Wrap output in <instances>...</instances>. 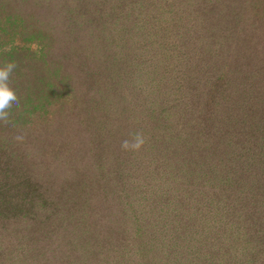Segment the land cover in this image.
Wrapping results in <instances>:
<instances>
[{
    "label": "trees",
    "instance_id": "trees-1",
    "mask_svg": "<svg viewBox=\"0 0 264 264\" xmlns=\"http://www.w3.org/2000/svg\"><path fill=\"white\" fill-rule=\"evenodd\" d=\"M92 1L96 0H0V67L13 66L9 87L18 102L6 121H0V264H133L121 251H115L113 258L108 255L113 241L123 251L143 252L139 264H254L258 259V264H264V180L260 179L259 188L253 183L241 186L226 172L197 182L196 171L176 168L175 163L180 155L185 160L191 148L206 149L201 145L209 144V133L214 132L219 134L220 146L229 150L228 157L243 163L257 158L264 164V96L253 81L246 85L230 80L242 75L238 63L254 68L251 72L247 67L249 80L264 77V62L255 59L258 53L250 52L253 41L255 45L264 40V0H239L237 10L231 5L236 0H201L206 11L200 12L183 8L198 1L168 0L167 9L159 7L161 0H114L125 8V34L134 22L142 35L145 26H152L150 11L158 9V17L151 20L156 27L142 36L154 39L148 54L151 62L143 67L148 81L135 91L122 80L105 86L100 78L113 73L103 71L99 61L76 69L81 72L79 78L55 80L65 72L60 64L50 66L51 21H57L61 37L75 34L80 39L82 54L102 51L104 55L106 51L96 32L104 36L112 26L96 17L102 11L87 10ZM192 11L209 14L201 20L180 13ZM83 32L91 40L82 41ZM159 43H175V47L156 48ZM79 55L73 58L78 61ZM244 60L247 66L241 64ZM158 65H184L186 71L195 67L196 90L188 89V83L179 90L189 99L179 100L180 122L164 113L157 115L162 109L169 111L180 94L162 80L171 83L174 77H164L163 71V76L157 74ZM94 76L97 80H89ZM84 80L96 86L98 93L101 84L114 90L107 88L82 105L77 96ZM122 89L135 94L123 96ZM186 114L188 120L181 121ZM199 116L202 124L193 123ZM214 120L219 121L211 130L203 125ZM137 133L144 142L123 164L128 178L123 182L125 189L113 192L116 200L123 197L124 201L123 218L117 216L119 228L112 230V225L96 234L94 228L82 224L89 220L94 175L97 179L100 174L92 167L105 162L108 173L106 163L121 160L125 156L122 143L133 142ZM65 168H69L66 175L57 177ZM130 194L134 200L128 205L125 200ZM162 201L170 206L157 209L165 205ZM201 201L202 208L198 207ZM66 222L72 227L63 241L57 236L62 246L52 255L47 243ZM222 229L226 245L216 239L214 230ZM94 237L97 244H92Z\"/></svg>",
    "mask_w": 264,
    "mask_h": 264
},
{
    "label": "rangeland",
    "instance_id": "rangeland-1",
    "mask_svg": "<svg viewBox=\"0 0 264 264\" xmlns=\"http://www.w3.org/2000/svg\"><path fill=\"white\" fill-rule=\"evenodd\" d=\"M167 1L168 0H161V3L158 2L159 7L161 6L162 8L168 9L169 7H167V4H166L168 3ZM175 1L180 2L181 0H175ZM188 1L190 3L198 1V4L196 5L185 4L184 6L186 7H183L184 10L189 11V9H187V7H189L190 9H193V11H197V12H200L201 10L206 11V8L204 7L203 3L202 2L200 3L201 0H188ZM230 1H235V0H230ZM231 5L234 6V10L235 9L237 10V7H239V5L241 4L239 0H236L235 2H232ZM214 7L217 8L216 4L214 5ZM173 8L175 7L173 6ZM96 9L103 12L101 15H97L96 17L102 20L103 22L107 21L108 24L112 26L107 29L108 31L106 32L104 36L96 32L97 38L99 40H102V42L100 43H102V46L106 48L104 55L102 54V51L95 52V53L88 52V53L82 54L81 49H80V47L82 48V45L80 44V39H78L75 34H72V35L68 34L66 38L61 37L62 34L57 33V31L60 32L59 27L57 28V31H56L57 21L55 20L51 21L49 27L53 26L54 28L53 30H50L53 33V44H52L53 46H52V49L49 50V56H50V61H51L50 66H52L51 68L53 67L57 68L60 64V69L61 70L63 69L65 72L63 75L62 74L58 75L55 78V80H59L60 78H68V80H70L71 78H74V76L76 78H79V75L81 72L75 71L76 69H79L82 66L88 65L84 63H91V62L99 61V65L101 66L103 71H106V72L112 71L113 73L110 78H106L103 76L102 78H100V80L104 79V80H101V82H103L105 86H112L116 83L117 80H122L121 82H123V85H125L126 83H129L130 86L132 85L131 88L133 90L134 89L136 90L137 88L145 84L146 81H148V80H144L145 78L143 74V70H144L143 67H145L146 65H148L149 62H151V59H149L150 56H148V54L150 50L153 48L154 39H143L142 36H145L147 31H150V30L152 33L153 31L152 29L156 27L153 21L151 20H154V18L152 17H156V18L158 17V11H157L158 9L156 8V10L150 11L148 16H152V17H148V19H149V24L152 26H145L146 29H144L142 35H141V32H138L135 30V28L137 29L138 27H136L137 24L134 22H130L132 27H130L129 25L126 27V31L130 29L131 30L128 31L126 34L124 33L125 30L122 28L127 23V21L125 19L126 14H124L125 8L122 6V3H117L114 0H103V1L96 0V1L90 2L89 8H87V10L93 13V11ZM153 9L154 8L152 7V10ZM193 11L191 14L185 13V12H180V13L183 15L186 14L190 18L193 17L195 19H201V20H205L203 17H206L209 14L208 13V14L201 15L197 12L193 13ZM177 16H178L177 14L174 15V17H177ZM70 17H73V16H70ZM165 17L166 16H163L161 19ZM226 17L230 18L233 16L230 15L229 17L228 16ZM46 22L48 24L49 20H46ZM84 34L85 32L81 34L82 41L91 40V38L88 37V35L90 34H87L85 36ZM106 37H108V39ZM173 41L174 40L170 42H173ZM246 45H247V42L245 46ZM158 46H160L161 49L163 50L165 48H170V47L174 49L175 43L174 44L173 43L172 44L171 43L170 44L159 43L156 46V48ZM190 46H193V42L190 43ZM251 47H252V50L250 52L258 53L257 55H254L255 59H257L258 62H264V40L260 42L257 41L255 45L253 41L251 43ZM98 48H99L98 50H103L100 47ZM79 53L80 55L77 61L73 57H75V55ZM188 62L189 61H185L183 63L186 64ZM247 62H248L247 60H244V62L241 64H245L247 66ZM160 64H164V63H160ZM252 64L253 62H251V65ZM238 65L241 67L242 75H237L234 77L232 76L230 80H238V82H243L246 85L250 84L253 81L255 83L253 87L259 90L261 94L264 96V77L259 76L258 78V75H256L255 79L252 78L253 80H249V73H248L247 67L251 69V72L253 71L254 68L253 69L250 68V65L245 68L244 66L240 65V63H238ZM159 67H162V65L161 66L158 65V68ZM243 68L245 69V71H243ZM162 71L165 74V75L163 74L164 77H167V78L174 77V80L171 83L167 82L164 79L162 80L170 84L169 88H173L175 89V91L182 90L181 86L186 85L187 83H188V89H192L193 87H195L194 90H196V88L198 87V83L196 82V80H194V76L196 72L195 67H192L190 71H186V68L184 65L182 66L178 65L177 68H172L170 66H163V68L158 69L157 74L159 76H163V75H160ZM73 72L74 74H72ZM180 72H182V74L185 77H187L188 80H183ZM126 75H127V79H123L124 76ZM89 80L91 81L97 80V77L96 76L90 77ZM89 80H84L85 84L80 86V88L78 89L79 95L77 97L79 96L81 97L82 100L79 102H81L82 105L88 102L91 98L99 97L101 91L104 93V91L108 88V87L104 88V84H101L103 85V88L98 93L97 92L98 88L96 86H92V83ZM155 81L159 82L158 80H155ZM206 81L207 80H200L201 83H205ZM235 84L231 86L234 87ZM86 89H89V90H87L86 92ZM109 90H114V88L113 89L111 88ZM126 90L127 89H122L123 96H126L125 92L128 94V96L126 97H129L135 94V92H133L132 90L130 91V93L129 91H126ZM85 92H86V96H83ZM119 93H121V90L119 91ZM179 93L180 94L177 95L178 100H175L174 105L172 104L171 107L169 106L170 110L169 111L164 110L165 112H163L162 111L163 109H162L161 111H159L157 115H162L164 113L168 115L169 119H171L172 121L176 120L177 122H180V120L178 119L179 117L178 112L181 111V109L179 108H182V105L181 106L179 105L180 103L179 100H183V102H185L184 100L186 99L189 100V99L186 98V96H184V93L182 91H179ZM51 109L52 108L48 110H51ZM198 113L199 115H203L204 109L202 111L198 110ZM187 116L188 115L186 114L184 119L181 121L183 122L187 121L188 120ZM232 117L234 118V121H236L235 115ZM160 119L162 118L160 117ZM195 120H196V123L199 122L201 124L204 121V119L200 116L198 119H194L193 123L195 122ZM222 120H225V119H220V121ZM226 120L229 121V117ZM141 121H142V117L139 116L138 123L140 125H141ZM218 121L214 120L211 124L209 122L208 124H206L205 122L203 123V125L206 126V129L211 130V128H213L214 125L218 123ZM37 123L40 124L41 120H38ZM219 125L226 126V124H219ZM178 127H179L178 132L180 133L181 125H178ZM214 129H216L219 132L223 131L217 128H214ZM147 132H148V136L146 138L149 137L151 131L148 130ZM218 135L215 134L214 132L209 133V138H210L209 144L202 143L201 145V147L208 146L206 147V149H199V150L194 149L195 150L194 151V150H191L192 149L191 148L190 151L187 152V158L185 160H184L185 155L184 156L180 155L178 157V162H175L176 168H179L181 166H184V167L187 166V168L190 169V171H196L198 173L196 174L197 182H206L209 179H211L213 176L218 177L219 175L227 172L233 181L236 180L238 182L237 185L242 186L244 184L250 185V183H253L255 184V186H257L256 188H259V186L261 187L262 185L259 182H260V179L264 180V177H263L264 176V170H263L264 164H261L256 157L255 158L257 162L253 158H250L247 163H243L242 160L238 161L237 158H234V157L232 158L228 157L229 150L225 149L223 146H220V142L217 140ZM238 135L239 134H237V136ZM203 138H206V137L203 136ZM196 146H199V144L197 143ZM120 148L124 149L122 145ZM124 150H125V153H124ZM124 150H123V153L125 154V156L122 157L121 160H113V161H109L108 163H106L108 167V173L103 167L105 162L104 164H102L103 162L102 163L99 162L95 164V167H92V169H94L95 171H99L100 174L98 175L97 179H94L96 177V175H94L93 186H92L94 193L90 199V205H89L90 209H88V211L91 210L89 213V220H86L82 224H86L88 227L91 226L92 228H94L96 230V234L105 232L106 231L105 228L110 227L112 225L113 226L111 227V229L116 231L119 228L117 216H119V219L123 218V215H124L123 214L124 206L122 205L124 202L123 197H120V200L118 201L114 198L113 192L119 194V192L125 189L126 182L125 183L123 182L127 180L128 178L126 174L124 173V169L126 167H124L123 164L127 162L128 159L131 160L130 157L136 154L132 148H127ZM91 162L96 163L95 161H91ZM80 163H81V160L78 161V165ZM101 167H103L102 170H100ZM114 168L116 169L114 170ZM68 169L69 168H65V172L57 173V177L66 175L67 173L66 170ZM144 169L146 170L147 167H144ZM107 178H108V184H107ZM200 189L203 190L202 186ZM132 199H133L132 195L130 194L126 198L125 201L129 205L132 202ZM154 200L156 201V199ZM162 202L164 203V201ZM153 204L155 203H152L151 205ZM201 204H202V201L201 203H199L198 207L202 208ZM117 205L119 206V209L116 210L114 209V206H117ZM168 206L170 205L167 203L164 206H157L156 208L160 209L159 207H162V209L164 210ZM132 209H134L133 212L137 210L136 208H132ZM112 221H114L115 225L111 223ZM71 227L72 226L69 225V222L64 223L63 226L60 227L59 229L60 232L55 233L53 238L47 243V248L49 249L52 255H56L62 246V244L61 245L59 244V240L57 236L60 235L63 241L64 236L67 234V232L69 231ZM201 227L202 225H200V228ZM200 228L196 227V229H200ZM214 231L217 232V235L219 236V237L216 236L217 242H219L220 240L222 241V243L225 242L224 241L225 236L220 235L221 231H224V229L214 230ZM111 232H108V234H104L105 239ZM92 242H93L92 244H97L96 243L97 237H94ZM65 244L66 242L64 241L63 249L65 247ZM223 245H226V243H223ZM107 249H108L107 251L108 255L110 257L113 258V253L115 251H121L125 255L126 258L128 256V261H130L133 264H139L142 258V254H143V252H140L138 255V252L135 251V249L132 252L131 251L132 249H129V248H127L128 250L124 249L123 251L119 243L114 242V241L109 244ZM201 256L203 258H207L206 253L201 254ZM258 262H259V259L254 264L256 263L258 264Z\"/></svg>",
    "mask_w": 264,
    "mask_h": 264
},
{
    "label": "clouds",
    "instance_id": "clouds-1",
    "mask_svg": "<svg viewBox=\"0 0 264 264\" xmlns=\"http://www.w3.org/2000/svg\"><path fill=\"white\" fill-rule=\"evenodd\" d=\"M12 65L0 67V121H6L7 117L12 113L13 109L17 107V100L14 92L9 87V79L12 71ZM143 137L137 133L133 142L125 140L122 147L125 149H137L143 144Z\"/></svg>",
    "mask_w": 264,
    "mask_h": 264
}]
</instances>
